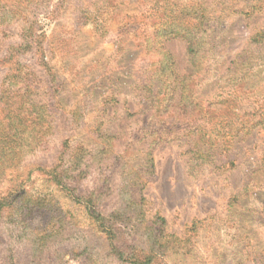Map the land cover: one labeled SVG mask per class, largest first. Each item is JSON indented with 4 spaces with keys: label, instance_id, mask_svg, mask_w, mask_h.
Masks as SVG:
<instances>
[{
    "label": "rangeland",
    "instance_id": "rangeland-1",
    "mask_svg": "<svg viewBox=\"0 0 264 264\" xmlns=\"http://www.w3.org/2000/svg\"><path fill=\"white\" fill-rule=\"evenodd\" d=\"M0 264H264V0H0Z\"/></svg>",
    "mask_w": 264,
    "mask_h": 264
},
{
    "label": "trees",
    "instance_id": "trees-1",
    "mask_svg": "<svg viewBox=\"0 0 264 264\" xmlns=\"http://www.w3.org/2000/svg\"><path fill=\"white\" fill-rule=\"evenodd\" d=\"M190 50H191V48H190ZM145 88L150 91V87H145Z\"/></svg>",
    "mask_w": 264,
    "mask_h": 264
}]
</instances>
